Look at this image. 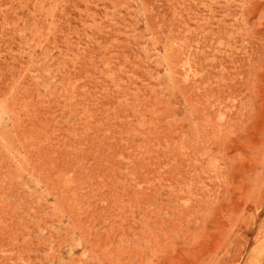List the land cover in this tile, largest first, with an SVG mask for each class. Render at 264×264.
Here are the masks:
<instances>
[{"label":"rangeland","instance_id":"374dc122","mask_svg":"<svg viewBox=\"0 0 264 264\" xmlns=\"http://www.w3.org/2000/svg\"><path fill=\"white\" fill-rule=\"evenodd\" d=\"M0 264H264V0H0Z\"/></svg>","mask_w":264,"mask_h":264}]
</instances>
